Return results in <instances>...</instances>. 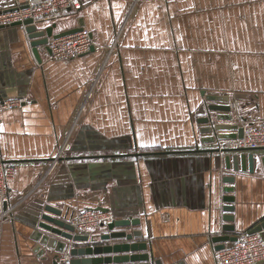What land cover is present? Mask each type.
I'll return each instance as SVG.
<instances>
[{
  "label": "crops",
  "instance_id": "0c3cea01",
  "mask_svg": "<svg viewBox=\"0 0 264 264\" xmlns=\"http://www.w3.org/2000/svg\"><path fill=\"white\" fill-rule=\"evenodd\" d=\"M10 8L13 0H0V13ZM55 16L41 27L57 23L60 33L82 20L90 53L61 61L41 47L39 63L24 28L0 31V72L16 79L2 98H28L0 112V159L14 168L7 209L0 203V216L11 209L0 221V264H53L56 252L43 246L38 257L31 238L41 202L68 220L89 208L109 209L113 219L128 213L141 221L128 231L142 233L132 241H147L162 264H216L224 225L237 234L264 222V150L252 151L253 173L227 169L224 157L237 153L215 149L236 140L204 142L211 134L198 119L211 103L229 104L238 125L264 119V0H94ZM225 205L234 206L232 222ZM108 223L73 244L128 242L102 241Z\"/></svg>",
  "mask_w": 264,
  "mask_h": 264
},
{
  "label": "water",
  "instance_id": "95a60500",
  "mask_svg": "<svg viewBox=\"0 0 264 264\" xmlns=\"http://www.w3.org/2000/svg\"><path fill=\"white\" fill-rule=\"evenodd\" d=\"M28 5H23L22 9L27 8ZM17 10V8H10L5 10L4 13L12 12ZM1 14V13H0ZM43 20L35 21L33 18H27L24 20L14 21L8 24L0 23V31L8 30L9 28L17 29L24 28L29 41V46L31 48L32 54L35 59L40 63V51L39 48L44 47L51 53L48 43L51 38H59L71 33L78 32L84 28V22L79 21V26L75 29H70L68 31L54 33V29L57 27V23H53L46 28H42ZM7 74V76H6ZM1 74L0 72V98H2V90H8L9 88L15 86L16 79L13 74L8 71L7 73ZM6 78V79H5ZM209 101H222L227 102L228 97L224 96H209L206 98ZM206 113L202 115L198 122L205 127L200 129L203 134H211V137L205 139L209 142H214L219 139H233L237 140L243 136V129L239 127L235 122L234 115L232 113V108L229 104H206L204 106ZM216 112H221L214 114ZM217 152L221 153H237V155H226L224 157V163L227 169H233L235 171H246L254 172L255 167V155L252 151L264 150V148L248 149L242 147H221L215 149ZM213 152L212 150H209ZM250 152V153H247ZM240 153V155L238 154ZM261 163L264 167V155L260 158ZM232 165V166H231ZM223 181L225 183H233L234 177H224ZM224 192L229 193L233 191V187L227 186L223 189ZM224 202L232 203L234 202V197L224 196ZM1 203V200H0ZM7 201L3 202V209H7ZM35 219L32 221L33 225L38 229L32 233L31 238L38 244L34 248V252L38 257H42L45 252V247H48L56 252L53 264H57V259L59 254L63 252L68 245V242H89L90 236L83 233H75V228L70 224L69 220L63 215V211L57 207L44 204L41 202L37 207ZM103 211H108L109 209L99 208ZM223 210L226 214L223 216L224 221L232 222L234 221V216L230 214L234 211L233 205H225ZM119 217H126L123 219H113L107 224L108 233L100 235L102 241H108L110 239H126L128 242H118L110 244H89L84 246L74 245L70 249V254L72 256L73 264H162L158 259H154L153 255L149 251V243L147 241H132L134 238H140L142 233L140 230H131L132 226L140 225V219L133 218L128 213L122 214ZM126 228L123 231L115 230L116 228ZM264 230V222L257 225L250 232H258ZM223 231L224 236L216 237L214 241L219 242L216 250H222L226 247L229 242H234L237 240V235L235 234L234 225H224ZM74 232V233H73ZM94 241V239H92ZM45 258V257H43Z\"/></svg>",
  "mask_w": 264,
  "mask_h": 264
},
{
  "label": "built area",
  "instance_id": "2783aa9c",
  "mask_svg": "<svg viewBox=\"0 0 264 264\" xmlns=\"http://www.w3.org/2000/svg\"><path fill=\"white\" fill-rule=\"evenodd\" d=\"M94 0H13L14 8L17 10L0 14V23L8 24L14 21L33 18L35 21L54 19L55 14L66 10H80L89 6ZM23 5H28L22 9ZM124 27L116 29L114 41L109 48L112 52L118 48ZM94 39L90 32L82 29L59 38H51L48 47L51 51V58L61 61L73 59L78 56L90 53L94 47ZM91 96V92L88 94ZM26 96H16L11 98H0V112L21 107L27 103ZM239 127L243 129V136L235 141L236 147L256 149L264 148V119L260 121L244 119ZM68 139L58 148L51 161V169L65 156L70 149ZM14 176V168L11 164L0 159V200L8 201V184ZM30 193L21 196L19 201L25 200ZM0 216V221L9 219V213ZM114 218L113 213L103 211L98 208L82 209L76 212L69 220L75 228V233H87L93 228L100 227ZM74 233V232H73ZM237 240L222 250H216V264H264V230L250 232V230L240 231ZM74 242H68L65 250L59 254L57 264H73L70 249Z\"/></svg>",
  "mask_w": 264,
  "mask_h": 264
}]
</instances>
